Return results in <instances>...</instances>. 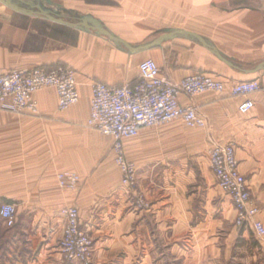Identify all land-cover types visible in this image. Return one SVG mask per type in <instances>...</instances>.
Here are the masks:
<instances>
[{"label":"crops","instance_id":"obj_1","mask_svg":"<svg viewBox=\"0 0 264 264\" xmlns=\"http://www.w3.org/2000/svg\"><path fill=\"white\" fill-rule=\"evenodd\" d=\"M12 1L22 12L0 2V75L67 65L80 100L60 112L50 88L34 96L38 115L0 107V208L17 210L14 228L0 216V264H80L61 253L66 207L93 239L92 264H264V242L235 225L209 163L213 143L234 144L264 224V94L241 114L244 98L229 89L264 86V0ZM147 59L174 83L206 73L227 90L180 97L206 117L205 129L175 120L125 140L143 207L121 184L113 139L87 121L91 84L131 86ZM63 172L80 177L78 190L59 188Z\"/></svg>","mask_w":264,"mask_h":264},{"label":"built area","instance_id":"obj_2","mask_svg":"<svg viewBox=\"0 0 264 264\" xmlns=\"http://www.w3.org/2000/svg\"><path fill=\"white\" fill-rule=\"evenodd\" d=\"M139 79L131 86H110L101 82L91 84L92 99L87 127L113 139L112 151L121 171V184L132 192L138 206L148 207L145 198L138 192L136 164L125 150V140L135 138L143 128L157 127L175 120H181L192 129H205L207 119L197 108L185 107L181 96L192 98L206 92L224 93V81L206 73H195L178 83L165 76L152 59L139 66ZM55 89L60 112L70 109L80 100L77 72L67 65L52 68L39 67L29 70L14 69L0 75V107L9 106L15 113L38 115V103L34 96L45 89ZM233 96L244 100L239 105L241 114L250 113L256 106L250 96L262 91L259 81L233 84ZM209 163L220 188L231 198L237 212L235 225L250 228L256 237L264 242V224L259 221L260 210L250 191L245 176L239 170L234 144L213 143L209 150ZM61 190L76 191L80 177L73 172L57 176ZM66 226L60 245L66 262L92 264L93 239L82 229L80 213L76 207L61 210ZM0 216L8 228L17 223L16 206L5 203Z\"/></svg>","mask_w":264,"mask_h":264},{"label":"water","instance_id":"obj_3","mask_svg":"<svg viewBox=\"0 0 264 264\" xmlns=\"http://www.w3.org/2000/svg\"><path fill=\"white\" fill-rule=\"evenodd\" d=\"M0 2L12 10H15L17 12H22L21 9H19L17 6H15V4L13 3L12 0H0Z\"/></svg>","mask_w":264,"mask_h":264},{"label":"rangeland","instance_id":"obj_4","mask_svg":"<svg viewBox=\"0 0 264 264\" xmlns=\"http://www.w3.org/2000/svg\"><path fill=\"white\" fill-rule=\"evenodd\" d=\"M10 12H12V13H17V12H13V11H11L10 10ZM10 14V13H9ZM262 260H263V262H264V254L262 253Z\"/></svg>","mask_w":264,"mask_h":264}]
</instances>
